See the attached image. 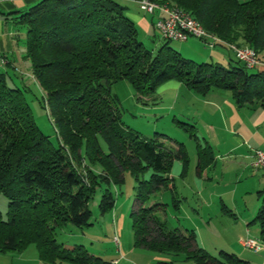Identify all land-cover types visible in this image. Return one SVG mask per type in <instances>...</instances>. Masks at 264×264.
Here are the masks:
<instances>
[{"label": "trees", "instance_id": "1", "mask_svg": "<svg viewBox=\"0 0 264 264\" xmlns=\"http://www.w3.org/2000/svg\"><path fill=\"white\" fill-rule=\"evenodd\" d=\"M153 1L186 11L225 43L252 48L264 61V0ZM18 19L25 30L24 57L45 92L58 146L36 124L25 89L11 86L0 72V193L8 199L5 219L0 212V252L34 245L38 258L51 264H113L82 244L58 242L56 230L68 223L88 225L96 186L120 184L128 171L136 181L130 214L134 246L169 257L156 264H247L224 250L211 254L191 229L168 228L156 214L166 203L143 206L152 193L175 188L173 162L181 161L185 169L189 157L183 142L167 143L164 134L147 138L123 124L111 85L126 80L151 101L159 85L177 80L201 95L227 90L239 106L264 105V68H246L235 58L227 67L195 63L164 38L156 50L147 49L116 0H37L19 11ZM182 127L195 138L191 126ZM209 153L206 146L197 147L199 172ZM74 162L83 163L87 173ZM147 170L150 176L141 178ZM114 204L115 196L105 188L101 211ZM255 219L264 239V202Z\"/></svg>", "mask_w": 264, "mask_h": 264}, {"label": "rangeland", "instance_id": "2", "mask_svg": "<svg viewBox=\"0 0 264 264\" xmlns=\"http://www.w3.org/2000/svg\"><path fill=\"white\" fill-rule=\"evenodd\" d=\"M21 30L22 36L25 35V30ZM139 39L150 50H156L163 43V39L157 31L147 36L139 33ZM192 41L196 43L195 46L191 44ZM178 44L179 42L177 41H169V45L176 50ZM185 45H191L194 48L196 55H194L195 59L192 60L195 63L203 61L200 58L202 53L212 55L211 52L213 50H210L199 39L189 37ZM217 49L222 52L225 50L230 56L229 59L235 58L230 48L216 45L215 51ZM181 54L188 56L187 53ZM23 59L27 61L30 67L29 60L25 57ZM218 61L224 67L229 65L228 59L224 55ZM20 64V68H27L25 63L22 62ZM22 77L23 81L11 82L9 80V84L25 89V98L30 105L36 124L49 137L50 142L54 146H58L57 134L49 116L48 108L46 104L44 105V90L30 72ZM12 78L14 77L12 76ZM111 93L117 95L119 99V109L123 124L133 128L147 138L164 134L163 138L167 143L170 141L169 139L183 142L188 153L189 162L184 171L183 165L179 160H174L171 167L170 176L174 178L175 188H162L152 193L143 203V206H150L155 201L166 203L165 208L157 210L156 214L161 220L166 222L167 227L193 228L199 245L214 255L218 253L220 248L234 250L232 248H235L234 245L236 244L237 226L233 224L232 219L229 220L228 216L221 211L220 204L218 210L216 209L215 211L214 209V205L219 203L218 195L226 189L235 187L231 183L232 175L228 174L222 177L220 173L216 172L218 177L214 176L209 179L201 178L198 175L195 142L189 138L187 131L182 128V125L187 127L186 124H181V122L186 121L177 115V110L181 107L180 104L178 103L175 109L172 110L173 102L168 96H162L161 101H146L145 99L148 98L136 94L131 84L126 80L113 83L111 85ZM101 145L106 149L103 142H101ZM74 164L79 171L82 169L83 163L80 165L74 162ZM86 171L81 170L80 172L87 173ZM150 172L151 170H147L141 178L147 179L150 176ZM123 176L124 181L120 184L102 181L96 186L88 203L91 211L88 225H83L80 228L68 223L63 228L56 230V238L58 242H63L67 246L82 244L91 253L104 259H118V264L156 263V259H153V256L157 255L156 252L134 246L130 214L134 206L136 181L128 171H125ZM105 188L110 189L112 195L115 196V204L112 209L102 212L99 204L101 194ZM212 193L216 195H212ZM174 200H178L177 209ZM208 202H213V204L208 206ZM7 204L6 195L0 193V212L3 219L6 218ZM114 235L118 237L117 244L113 240ZM66 264L72 263L68 262Z\"/></svg>", "mask_w": 264, "mask_h": 264}, {"label": "crops", "instance_id": "3", "mask_svg": "<svg viewBox=\"0 0 264 264\" xmlns=\"http://www.w3.org/2000/svg\"><path fill=\"white\" fill-rule=\"evenodd\" d=\"M36 1L0 0V72L5 73L7 80L11 82L23 81L22 76L28 72L32 75L27 61L23 59L25 35L22 36L21 29L24 28L18 22V15L19 11L26 9ZM116 1L125 7L126 14L134 22L138 33L147 36L156 31L155 17L142 11L138 6V0ZM188 39L177 41L179 42L177 50L180 53H187L188 58L195 59L194 48L191 45H185ZM191 44L196 45L193 41ZM210 50H213L212 55L205 53L200 55L203 61L219 62L218 60L223 55L228 62L231 60L225 50L215 51V46ZM22 62L25 63L26 69L20 68ZM162 96H168L172 100V110L178 103L180 104L181 107L177 110L178 117L189 122L182 123H186L187 127L191 126L195 133V138L188 136L195 142L197 162L198 146H206L210 151V160L203 170L198 171V175L206 179L218 177L216 172L222 177L232 175L231 183L235 187L226 189L218 195L219 203L214 205V209L218 210L220 204L221 211L237 226L236 244L232 251L227 248L219 250L231 251L247 264H264V239L261 236L260 225L255 219L260 205L264 202V171L251 166L252 149L264 148V105H261L259 101H254L239 106L227 90L215 88L201 95L177 80L166 81L157 87L153 94L154 100L161 101ZM209 204L213 202H208V206ZM185 229L190 230L188 227L183 230ZM191 230L194 231L193 228ZM246 238H254L263 246L258 251L248 249L243 244ZM32 246L20 252H0V264H51L40 260L36 248ZM168 258L159 253L153 256L156 261ZM110 260L113 264L119 263L118 259ZM66 263L68 262L57 264Z\"/></svg>", "mask_w": 264, "mask_h": 264}, {"label": "built area", "instance_id": "4", "mask_svg": "<svg viewBox=\"0 0 264 264\" xmlns=\"http://www.w3.org/2000/svg\"><path fill=\"white\" fill-rule=\"evenodd\" d=\"M139 8L155 17L154 27L162 38L173 41H185L189 37L197 38L203 41L208 47L222 45L233 51L235 59L248 68H264V63L253 57L249 47L232 49L229 44L217 43L212 41L210 35L201 34L198 28L184 17H179L171 8L163 6L161 3L153 0H138ZM251 166L255 169L264 171V148L252 149ZM113 240L118 243V237L114 235ZM244 246L253 251L261 249L263 244L254 238H246Z\"/></svg>", "mask_w": 264, "mask_h": 264}, {"label": "bare ground", "instance_id": "5", "mask_svg": "<svg viewBox=\"0 0 264 264\" xmlns=\"http://www.w3.org/2000/svg\"><path fill=\"white\" fill-rule=\"evenodd\" d=\"M163 6L165 7H168V8H171L173 10V12H175L179 17H184L186 19H188V21H190L191 23H193L197 28L198 30L200 31L201 34H207V35H210L211 37V40L212 41H216L217 43H225L224 41H222L220 38H218L217 36H215L213 33L207 31L203 26L202 24L197 21L196 19H194L189 13H187L186 11L178 8V7H175V6H171L169 5L168 3H161ZM227 44V43H226ZM232 49H240L242 47H239V46H236V45H231ZM250 50V53L253 55V57L257 58L259 61H261L258 56H257V53L254 49L252 48H249ZM262 63H264V61H261ZM244 65V64H243ZM245 66V65H244ZM246 68H248L247 66H245Z\"/></svg>", "mask_w": 264, "mask_h": 264}]
</instances>
